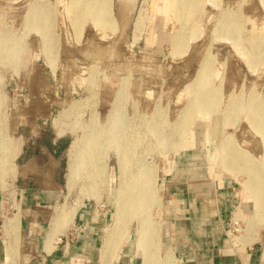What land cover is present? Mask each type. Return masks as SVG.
<instances>
[{
	"label": "rangeland",
	"instance_id": "rangeland-1",
	"mask_svg": "<svg viewBox=\"0 0 264 264\" xmlns=\"http://www.w3.org/2000/svg\"><path fill=\"white\" fill-rule=\"evenodd\" d=\"M92 1L0 0V53L5 55L0 59V136L7 143L0 163V248L13 250L9 262L5 256L6 264H38L44 236L55 217L62 211L67 215L62 220L65 223L61 222L63 229L57 227L54 238L59 236L61 241L55 246L73 245L81 234L77 212L81 205L90 204L104 215L97 243L101 262L112 258L109 264H114V256L125 246L127 251H139L137 264H141L143 256L136 243L139 220L129 215L128 225L122 226L123 232L114 240L118 248L102 256L107 231L113 230L116 191L120 184L131 189L137 182L153 197L147 213L159 229L157 264H179L162 243L160 228L171 160L183 150L193 130L200 134L201 145L204 129L212 138L209 151L207 145L201 148L200 161L218 171L228 170L225 165L232 161L243 186L248 176L242 170V155H238L243 151L253 162L263 160L262 147L251 146L260 139L246 116L257 104L264 117V0H189L181 15L174 0H146L144 4L134 0L128 19L120 13L118 0H111L112 28L99 29L87 16L76 28V17ZM139 6L145 12L137 29ZM175 40L182 52L178 46L174 50ZM243 51L245 58L240 56ZM204 77L216 90L213 119L197 118L188 132L180 130L177 123L187 113L190 100L198 97L195 91L203 86ZM39 105L45 109L39 110ZM36 112L47 115L53 133L64 134L67 141L61 166L65 182L75 155L79 154V160L82 155L85 158L72 188L63 187L51 206L29 211L35 220L26 224V212L19 206L20 191L12 183L10 145L16 123L34 119ZM113 115L120 122L118 129ZM122 157L127 163L125 171L119 165ZM249 191L247 195L254 200L253 190ZM253 213L233 220L229 233L235 243L248 239L262 251L264 224H251L248 229ZM13 216L17 227L6 234L2 225Z\"/></svg>",
	"mask_w": 264,
	"mask_h": 264
},
{
	"label": "crops",
	"instance_id": "crops-1",
	"mask_svg": "<svg viewBox=\"0 0 264 264\" xmlns=\"http://www.w3.org/2000/svg\"><path fill=\"white\" fill-rule=\"evenodd\" d=\"M38 109L45 106L39 105ZM207 130L204 129L201 145L200 134L194 129L183 150L171 160L160 228L162 243L179 264H262V251L253 242L247 239L243 244L235 243L229 233L233 220L255 213L256 200L247 195L248 190L233 170L218 171L200 161L203 160L201 148L206 149ZM63 135L54 134L47 115L37 112L34 119H20L15 125L9 147L12 183L20 191L19 206L26 212L23 215L26 224L35 220L29 211L51 206L66 187L61 167L67 148ZM253 145L263 148L261 141H254ZM102 216L90 204L81 205L77 212L79 239L70 246L57 244L50 252L42 245L38 264H105V261L109 264L112 258L101 262V250L97 246ZM4 250L0 248V264H6ZM138 254L136 249L127 251L124 246L114 256V264H137Z\"/></svg>",
	"mask_w": 264,
	"mask_h": 264
},
{
	"label": "bare ground",
	"instance_id": "bare-ground-1",
	"mask_svg": "<svg viewBox=\"0 0 264 264\" xmlns=\"http://www.w3.org/2000/svg\"><path fill=\"white\" fill-rule=\"evenodd\" d=\"M110 1L111 0H93L91 3H89V6H87L86 8L83 9L82 14H80V15H78L76 17V20H75V26H76V28H78L79 23L81 21V18L83 19L85 16H87V18L91 20L92 24L95 27H98L99 29L100 28L101 29L110 28L112 26V22H113V18L109 16L110 15L109 14L110 13V11H109L110 10ZM133 2H134V0H118L119 11H120V13L122 12V14L126 18L128 17V14L130 13L129 11L131 10L130 8H131V5L133 4ZM174 2H175V7L177 6L178 13L181 15V13H184L183 11L185 9H187V5L186 4L189 2V0H174ZM142 3L143 4L146 3V0H142ZM190 3L192 4V2H190ZM197 3H196V5H198ZM143 4H141V5H143ZM139 7H140V9L138 10L137 18L135 19L136 20L135 21V26H136L137 29H139L138 27H140L139 25H141V23L143 21V18H144V14L143 13L145 12V8H143L144 6L143 7L142 6H139ZM191 9L192 8L190 7L189 11ZM190 13H192V12H190ZM125 17H124V19H125ZM186 17H187V15H186ZM111 18H112V20H111ZM122 18H123V16H122ZM188 18H189V13H188ZM224 23H226V22H224ZM113 26H114V24H113ZM221 26H223V25H221ZM229 26H230V24H229ZM191 27H192V25H191ZM234 27L235 26H233V27L231 26V28H233V29H234ZM192 28H191V30H192ZM225 30L227 31V30H230V29L228 28V29H225ZM225 30L222 33H226ZM229 33H232V32H229ZM191 34H194V33H192V31H191ZM225 36H226V34H225ZM227 36H228V34H227ZM233 39H235V38H233ZM235 41L234 42L231 41V42L234 43V44H236L238 41L237 42H235ZM177 44L179 45L178 40H175L174 41V46H173L174 47V50H178V47L179 46ZM0 45H1V43H0ZM181 49L182 48L179 47V51ZM181 52H182V50H181ZM181 52H180V54H181ZM240 54L239 55L242 56V58H245L246 57L245 54H244V51L241 52ZM252 56H251V59H252ZM4 57H5V55L3 53H0V59L2 58V60H3ZM254 59H256V57ZM249 63H251V62H249ZM252 67H250V68H252ZM252 70H254V69H252ZM205 74L207 75V73H205ZM201 76H202V73H201V75H200L199 78H202ZM205 77H204V79H205ZM208 82H209V78L204 80L203 86L200 89H198L197 91H195L196 92V95L198 94V97L196 96V98L194 100H190V102L187 104V109H186L187 110V113L184 114L185 116L183 117V119L180 118L181 119L180 123H179V121L177 123L178 126H181L182 127V128H180V130H183L184 129L185 131H187V130L191 129L192 124H194V122H195V120L197 118H200V119H208L209 118L210 119V117H211L210 115L212 114V112H214L215 104L218 101H217V98L215 97L216 96V93H215L216 90L214 89V87L212 85L209 86L208 85ZM191 89H192V87H191ZM187 94H190V93H187ZM206 102H208V104H209V107H207L208 109L205 108V105H206L205 103ZM230 109H234V108H231L230 107ZM262 111L263 110H262L261 106H258L256 104V107H254L253 111H251L250 114L248 116H246V120H247L248 124L250 125L252 131L254 130V132L256 133V135L259 136V139H260V141L263 144V148H262L263 149L262 150V158H263V160L261 162L260 161L259 162L258 161L257 162H253V160L251 158H250L251 159L250 160L249 157H246L247 156L246 153H244V155L242 154L243 151L241 152V154L238 155V156H241L242 155V161H244V167H243L242 170L248 176L247 177V180H246V183L244 184V186H245L244 188H246L248 190V192H250L249 190H253L254 195H255V197H254L255 199L254 200H256V203H255L256 204L255 205L256 206V211H255V213H253L252 220L248 224V229L249 228H252L251 226L254 225V224H256V225L264 224V117H261L262 116V114H261ZM116 119H117L116 115H113V119L112 120H116ZM225 120H226V122H228L229 118L227 117V118H225ZM119 124H120V122L116 120V128H117V126ZM183 131H182V133H183ZM177 135H178V133H177ZM118 138H119V136H114L113 137V139H116V140H119ZM205 139H206L207 150L209 151L210 150V145H211V140H212L211 137H210V134L207 133L206 136H205ZM93 140H94V143L97 142V138L96 137L93 138ZM182 140H184V139H182ZM6 147H7L6 141H4V139L0 136V163L1 164H2V161H3V157H5V154L7 152L6 151L7 150ZM91 149H92L91 146H89L88 150H91ZM174 150L176 151V149H174ZM177 150H179V149H177ZM91 151H90V153H92ZM76 155H75V158L78 159V157H76ZM82 157L85 158L84 155H82ZM73 158H74V156H73ZM84 158H82L80 160L79 159L78 160H76V159L75 160H72V162L69 164L68 174L66 173L67 174V177H66V182H67L66 183L67 184L66 185V188H68V190L70 188H72V186L74 185L75 179L77 177L79 165L81 163H83ZM209 159L211 161H213L214 156H212V154H211L209 156ZM124 160L125 159L122 157L121 160H120V164H119L120 165V169L122 171H125V167L127 165V163H125ZM225 167H227L228 170H233L236 167V165L234 163H232V161L229 160V162H227V165H225ZM236 168H235V170H236ZM235 170H233V171H235ZM235 172H237V171H235ZM140 178H139V181H140ZM142 180H144V179H142ZM136 186L137 187H132L130 189V186H128L127 184L124 185V183H123V184H120V187H119L118 191H116V193H117V196H116L117 199H116V202H115L116 203V207H115L116 210H115V215H114L113 230L111 232L107 231V237H106V239L104 240V243H103L102 256L104 258V254L105 255H108V253H111L110 251H112L113 249H117L118 248L117 244L115 243V241H116L115 238L120 233L123 232V227L122 226L123 225H126L127 222L129 221V219L127 217L129 215V216H132V217H134L136 219L138 218V220H139L138 229H137V237H136V241L137 242L136 243H137V247L140 249V251L142 253V256H143L142 257V264H157V258H156L157 256H156V253H157V248H158L159 229L156 226V224L154 223V221L152 222L149 219L150 216L147 213L148 205H149V203L151 201L152 195H150L145 189H143L142 186H139L137 184V182H136ZM133 190L135 192L134 193H131ZM75 208L71 209L70 218H69L70 220H72V217H73V215L75 213ZM62 210H65V209H62ZM63 213H64V211H62L61 214L59 213L55 217V220L51 223V227H50L49 231L47 232V234L45 236L44 245L43 246H44V249L47 252H50L52 250V248L55 246V244L57 243V241L60 240V237L59 236H57L56 239L54 238V236H55V234H57L56 231L58 230L57 227H59V225H62V229H63V224H61V222H64L65 220L64 221H62V220L65 217H67V215H65ZM66 219H68V218H66ZM132 220H134V219H132ZM16 221H17V219H15V216L6 218V221L2 225V228H3L4 232H6V234H8L9 232H14L15 231L14 230L15 227H17V226H15L16 225L15 224ZM236 223H237V221H236ZM108 232H109V234H108ZM124 232L126 233V231H124ZM126 235H128V234H126ZM121 238H122V236H121ZM5 256H6L7 260H8V262H9L10 258H13V250L11 249V247H9V246L5 247ZM262 258L264 259V243H263V249H262ZM166 260H168V258Z\"/></svg>",
	"mask_w": 264,
	"mask_h": 264
},
{
	"label": "built area",
	"instance_id": "built-area-1",
	"mask_svg": "<svg viewBox=\"0 0 264 264\" xmlns=\"http://www.w3.org/2000/svg\"><path fill=\"white\" fill-rule=\"evenodd\" d=\"M59 241H61V239Z\"/></svg>",
	"mask_w": 264,
	"mask_h": 264
}]
</instances>
